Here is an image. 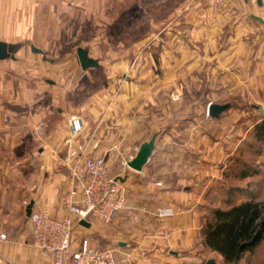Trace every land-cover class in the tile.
Instances as JSON below:
<instances>
[{"label":"crops","instance_id":"obj_1","mask_svg":"<svg viewBox=\"0 0 264 264\" xmlns=\"http://www.w3.org/2000/svg\"><path fill=\"white\" fill-rule=\"evenodd\" d=\"M108 1L0 0V41L18 45L13 58L0 60V264H51L32 245L28 209L59 218L65 214L62 197L69 176L65 157L72 115L85 123L73 144L84 141L94 155H113V174L118 156L135 152L155 137V149L142 171L129 170L124 178L127 208L110 223H80L75 229L78 239L88 238L92 246H115L118 256H130L132 264H192L210 251L203 232L205 217L215 207L208 200L210 176L216 177L214 184L223 176L210 170L230 155H225L230 142L225 141L222 122L186 120L164 104L162 93L174 92L184 79L194 82L192 71L200 66L206 80L203 96L226 91L253 97L258 89L264 92V0L258 5L249 0L221 5L212 0H155L159 3L154 12L167 11L172 22L166 30L190 33L184 50L190 42L203 55L158 56L152 63L158 72L153 68L143 74L136 87L125 74L120 79L119 73L108 72L111 62L100 58V67L91 69L103 73H87L104 76L107 84L75 105L69 98L80 90L72 84L75 74L66 75L64 60L51 61L45 53L63 46L62 34L83 32L85 23L96 30ZM140 11H146L143 3ZM193 18H202L203 24L194 25ZM156 22L152 26L158 28ZM181 65L194 68L188 71ZM77 67L83 71L80 62ZM147 77L152 84L145 83ZM188 89L193 91L191 85ZM181 107L188 113L198 105L185 102ZM239 135L232 139V153ZM159 209H173L174 214L161 217Z\"/></svg>","mask_w":264,"mask_h":264},{"label":"rangeland","instance_id":"obj_2","mask_svg":"<svg viewBox=\"0 0 264 264\" xmlns=\"http://www.w3.org/2000/svg\"><path fill=\"white\" fill-rule=\"evenodd\" d=\"M212 2L218 5L214 0ZM250 2L258 5V2ZM141 3L145 5V13L144 11L139 12V5ZM155 3L157 4L159 2L155 0H142L141 2H137L136 0L108 1L109 9L106 11L105 17L98 18L96 30L92 31L91 24L85 23L83 32H68L60 36L59 45L60 43L63 44L62 47L55 46L54 48L48 49V52L45 54L51 61L53 60L55 62L56 59H59V62H61L64 60L66 75L70 74L72 77L75 74V77H73L75 80L72 81V84L73 86L79 85L80 90L73 91L69 96L75 105L78 103L83 104L88 99L91 90L107 84L104 76H94L92 78L87 73L102 74L103 72L101 70H92L91 68L88 70L82 69L86 72L85 74L77 67L79 64L78 47L89 49L90 55L94 58L110 61L111 64L108 65L107 71L119 73L120 79H123L122 75L125 74L128 83L133 87H136L140 83L138 79L143 74L154 72L153 68L158 72L159 67L152 64L153 59L158 58V56L165 57L170 54L171 56L184 57L193 55V57L200 58L203 55L202 53L204 51L196 47L193 43L190 44V42L188 44V50H184L185 42H188L190 38L192 39V35L182 31L174 32L173 30H166L167 26H170L172 22L166 16L168 14L167 11L161 10L154 12L153 6ZM223 3H219V5ZM154 15H157L156 18H154ZM262 16L264 18V8L262 9ZM181 17H183V14ZM181 19L183 18H178L177 20ZM201 19L196 21L195 18L194 25L203 24ZM153 20L155 22L159 21L158 28L152 26ZM203 37L202 34L199 35V39ZM181 66L188 71L194 68V66L190 65ZM192 73L195 74L194 82L189 83L185 79L177 82L179 87L177 86L174 92L171 91L168 94L163 92L162 94L165 96L163 95L164 99L162 100L166 106H172L171 110L176 111V115L186 116V120L197 117L209 123L215 121L222 122L221 127L223 128L225 141L227 143L230 142V146L228 144L225 146V155H230L223 162L215 164L212 169L214 171L210 170V172H222L223 176L217 179V184L212 183L216 180V177L210 176L212 182L208 188V200L212 201L215 207L219 205L224 206L221 203L223 192L218 191V188L220 184L228 180L227 182L230 184H239L245 195L253 196V199L256 201H264V141H256L253 133L255 125L264 119V113L260 111V106L264 107V92L258 89L259 91L257 90L256 93H252L253 97H236L237 94L231 95L230 92L226 91L224 94L220 92V95L218 94L216 97L203 96V88L206 80L204 74H202L204 72L201 66L195 68ZM145 83L152 84V81L147 77ZM188 85H191V88L196 93L189 91ZM195 87L196 89H194ZM208 92L211 93L212 91L209 90ZM211 99H215L214 102L231 104L230 108L219 119L212 118L208 114V107L212 102ZM185 102L196 104L198 107L194 108L192 112L187 113L181 107V104ZM200 108H202V111L199 113ZM211 132H215L214 128ZM238 135L240 136L239 143L236 142L238 144L237 148L235 147V153H232L233 146H235L234 143L232 144V139L234 142V137L236 139ZM211 136L213 138L214 135ZM121 156H118V159L114 160V170H117L116 173L120 166ZM108 157L109 160L115 158L109 153ZM241 172L256 173L240 179L238 175ZM245 195L241 196L244 198ZM212 259L216 261V264H224L223 257L212 251H208L205 256L200 258L199 262L194 260L192 264H207ZM239 264H264V241L253 253H247Z\"/></svg>","mask_w":264,"mask_h":264},{"label":"built area","instance_id":"obj_3","mask_svg":"<svg viewBox=\"0 0 264 264\" xmlns=\"http://www.w3.org/2000/svg\"><path fill=\"white\" fill-rule=\"evenodd\" d=\"M214 1L219 4L230 0ZM69 122L70 146L65 157L69 176L62 197L65 214L59 218L47 211L32 212L29 217L32 245L51 264H132L130 256H118L115 246H92L88 238L78 239L75 229L81 220L110 223L127 208L128 189L124 178L131 169L129 162L135 159L138 150L121 156L118 172L113 174L108 153L94 155L84 141L73 144L84 131L83 119L72 115ZM173 214V209L158 210L161 217ZM134 219L138 220V217ZM5 237L6 234L2 233L1 238Z\"/></svg>","mask_w":264,"mask_h":264},{"label":"trees","instance_id":"obj_4","mask_svg":"<svg viewBox=\"0 0 264 264\" xmlns=\"http://www.w3.org/2000/svg\"><path fill=\"white\" fill-rule=\"evenodd\" d=\"M253 133L256 141H264V119L255 125ZM255 173L241 172L238 176L242 179ZM227 181L218 188L223 192L224 206L210 208L205 217L204 242L210 251L223 257L224 264H239L264 241V201L254 200L239 184Z\"/></svg>","mask_w":264,"mask_h":264},{"label":"water","instance_id":"obj_5","mask_svg":"<svg viewBox=\"0 0 264 264\" xmlns=\"http://www.w3.org/2000/svg\"><path fill=\"white\" fill-rule=\"evenodd\" d=\"M256 19H259L263 21L258 16H255ZM18 45L16 44H8L6 42L0 41V60L6 59L10 57H14L16 51H17ZM33 50L37 52H41L38 48H33ZM79 62L81 65V68L83 70H88L90 68L94 67H100L99 59L94 58L90 55V51L87 48L84 47H78L77 49ZM230 103H219V102H211L208 107V114L212 118L219 119L222 114L230 108ZM261 112L264 113V107L260 106ZM155 149V137H153L150 141L143 143L135 157L134 160L129 162V166L131 169L135 171H142L143 167L148 163L149 158L151 157L153 151ZM29 215L32 213V206H29L28 209ZM82 225L90 226L91 223L86 220H81L80 222ZM207 264H216L215 260H209Z\"/></svg>","mask_w":264,"mask_h":264}]
</instances>
